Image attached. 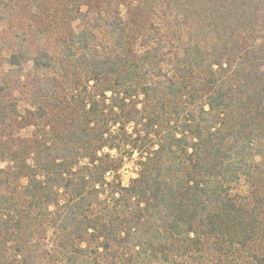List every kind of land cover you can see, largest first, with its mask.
I'll return each mask as SVG.
<instances>
[{"label":"trees","instance_id":"trees-1","mask_svg":"<svg viewBox=\"0 0 264 264\" xmlns=\"http://www.w3.org/2000/svg\"><path fill=\"white\" fill-rule=\"evenodd\" d=\"M0 24V264H235L264 240V0H0Z\"/></svg>","mask_w":264,"mask_h":264},{"label":"rangeland","instance_id":"rangeland-1","mask_svg":"<svg viewBox=\"0 0 264 264\" xmlns=\"http://www.w3.org/2000/svg\"><path fill=\"white\" fill-rule=\"evenodd\" d=\"M4 29H5V25L0 24V33H2ZM72 29L75 31H78L80 29L79 23L78 22L72 23ZM8 54H9L8 51H3V53L0 54V77L6 74L9 68H13V66L12 67L9 66L4 61V58H6ZM31 66H32V63L30 62L28 65L22 68L20 72V77H19V80L21 82L29 81V78L31 77V74H29V71L31 70ZM18 96H20V93L15 92V97H18ZM21 98L18 100L17 107L20 112L24 113V111L28 107H27V102L25 101V99L23 98L21 99ZM131 129H132L131 126L128 125L127 133H130ZM14 133L21 138H25L29 140L32 139L34 136L32 127H24L22 129H18L17 131H14ZM126 148L123 149V161H122L120 169L117 172L118 179L121 180V184L125 186L130 182L132 178H135L137 176V172L139 170V165H138L139 161H138L137 153L133 152L129 156L128 149ZM109 152L111 155H114V156L118 154L115 150H110ZM254 162H255L254 172L256 176L255 178H253L254 182L250 181L249 183L257 185V188L261 189L262 181L260 179L264 178V170H263L264 169V159L261 156H257L254 158ZM11 166H12L11 163L7 164L6 162L0 161V168L9 169ZM112 176H113L112 172L106 174V177L108 180H110ZM256 179L258 180L256 181ZM247 186H248V183L244 182V179H242L239 182L234 183L232 191L233 193L236 192V193L245 194L247 192V188H248ZM257 241H258L257 243L256 242L248 243V245L244 249V252L242 253V257L239 259L236 258L235 264H253L252 254L264 253V240L261 239V236H258ZM229 263H231V261ZM139 264H145V263L140 262ZM195 264H228V259L227 261L226 259H218L215 253L210 252L208 253V257H206V259L202 260L201 262L195 263Z\"/></svg>","mask_w":264,"mask_h":264}]
</instances>
